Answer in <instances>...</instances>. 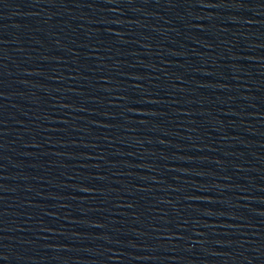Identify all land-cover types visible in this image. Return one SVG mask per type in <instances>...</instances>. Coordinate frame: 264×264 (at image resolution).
I'll return each instance as SVG.
<instances>
[{"label":"water","instance_id":"water-1","mask_svg":"<svg viewBox=\"0 0 264 264\" xmlns=\"http://www.w3.org/2000/svg\"><path fill=\"white\" fill-rule=\"evenodd\" d=\"M0 264H264V0H0Z\"/></svg>","mask_w":264,"mask_h":264}]
</instances>
